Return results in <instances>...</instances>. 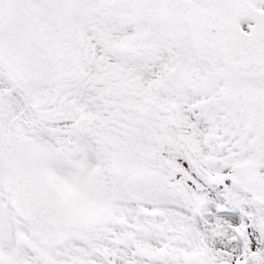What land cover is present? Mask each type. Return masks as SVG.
<instances>
[{"label": "snow or ice", "instance_id": "1", "mask_svg": "<svg viewBox=\"0 0 264 264\" xmlns=\"http://www.w3.org/2000/svg\"><path fill=\"white\" fill-rule=\"evenodd\" d=\"M0 264H264V0H0Z\"/></svg>", "mask_w": 264, "mask_h": 264}]
</instances>
